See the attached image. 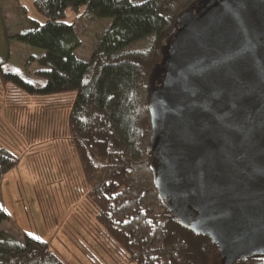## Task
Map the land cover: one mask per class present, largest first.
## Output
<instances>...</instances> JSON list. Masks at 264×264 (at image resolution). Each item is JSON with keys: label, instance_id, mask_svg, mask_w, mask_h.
Returning <instances> with one entry per match:
<instances>
[{"label": "trees", "instance_id": "obj_1", "mask_svg": "<svg viewBox=\"0 0 264 264\" xmlns=\"http://www.w3.org/2000/svg\"><path fill=\"white\" fill-rule=\"evenodd\" d=\"M212 1L32 0L45 21L25 18L30 28L16 35L42 51L37 62L45 98L71 94L65 124L89 184L94 222L133 264H264V253L222 263V251L206 234L181 225L158 193V162L147 148L149 97L162 78L177 19L198 14ZM77 27L91 42L87 59L75 54ZM10 80L37 90L0 69V81ZM17 163L0 146V183ZM0 222L11 223L1 205ZM17 234L20 240L0 231V264H65L44 241Z\"/></svg>", "mask_w": 264, "mask_h": 264}, {"label": "water", "instance_id": "obj_2", "mask_svg": "<svg viewBox=\"0 0 264 264\" xmlns=\"http://www.w3.org/2000/svg\"><path fill=\"white\" fill-rule=\"evenodd\" d=\"M176 29L149 97L158 193L222 263L264 253V0H213Z\"/></svg>", "mask_w": 264, "mask_h": 264}, {"label": "rangeland", "instance_id": "obj_3", "mask_svg": "<svg viewBox=\"0 0 264 264\" xmlns=\"http://www.w3.org/2000/svg\"><path fill=\"white\" fill-rule=\"evenodd\" d=\"M66 15H71L69 9ZM25 18L45 21L32 0H0V69L37 89L0 81V146L18 159L0 183V205L11 220L0 222V231L20 240V230L44 241L65 264H133L94 222L89 184L65 124L71 94L48 100L39 90L45 84L38 74L42 51L16 38L30 28ZM76 29L80 46L75 54L87 59L91 42Z\"/></svg>", "mask_w": 264, "mask_h": 264}, {"label": "flooded vegetation", "instance_id": "obj_4", "mask_svg": "<svg viewBox=\"0 0 264 264\" xmlns=\"http://www.w3.org/2000/svg\"><path fill=\"white\" fill-rule=\"evenodd\" d=\"M188 215H189L190 217H192V214H191V213H189V212H188Z\"/></svg>", "mask_w": 264, "mask_h": 264}, {"label": "crops", "instance_id": "obj_5", "mask_svg": "<svg viewBox=\"0 0 264 264\" xmlns=\"http://www.w3.org/2000/svg\"><path fill=\"white\" fill-rule=\"evenodd\" d=\"M9 172V171H8Z\"/></svg>", "mask_w": 264, "mask_h": 264}]
</instances>
